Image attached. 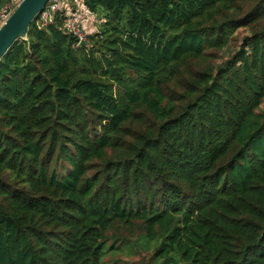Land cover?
<instances>
[{
    "label": "trees",
    "instance_id": "obj_1",
    "mask_svg": "<svg viewBox=\"0 0 264 264\" xmlns=\"http://www.w3.org/2000/svg\"><path fill=\"white\" fill-rule=\"evenodd\" d=\"M66 5L0 57V264H264V0Z\"/></svg>",
    "mask_w": 264,
    "mask_h": 264
},
{
    "label": "built area",
    "instance_id": "obj_2",
    "mask_svg": "<svg viewBox=\"0 0 264 264\" xmlns=\"http://www.w3.org/2000/svg\"><path fill=\"white\" fill-rule=\"evenodd\" d=\"M67 1L68 0H48L45 7L39 14L38 21L41 26H44L52 22L53 13L64 9L66 27L77 37L80 43L81 41L86 40L88 34L97 29V19L94 14H91L83 8L77 7L75 10L70 9L66 5ZM17 3H9L0 11V26L8 19Z\"/></svg>",
    "mask_w": 264,
    "mask_h": 264
},
{
    "label": "water",
    "instance_id": "obj_3",
    "mask_svg": "<svg viewBox=\"0 0 264 264\" xmlns=\"http://www.w3.org/2000/svg\"><path fill=\"white\" fill-rule=\"evenodd\" d=\"M48 0H19L8 19L0 26V57L9 46L27 32L28 25L45 7ZM85 44L84 41L80 42Z\"/></svg>",
    "mask_w": 264,
    "mask_h": 264
},
{
    "label": "rangeland",
    "instance_id": "obj_4",
    "mask_svg": "<svg viewBox=\"0 0 264 264\" xmlns=\"http://www.w3.org/2000/svg\"><path fill=\"white\" fill-rule=\"evenodd\" d=\"M87 25H88V23H87ZM138 258H139L138 254H135V255H126V254H124V255H118L117 256L118 263H120V264H127V263L136 264L137 261H138Z\"/></svg>",
    "mask_w": 264,
    "mask_h": 264
}]
</instances>
